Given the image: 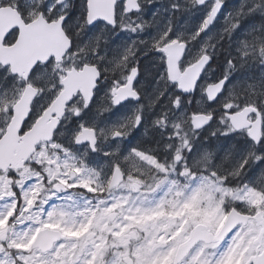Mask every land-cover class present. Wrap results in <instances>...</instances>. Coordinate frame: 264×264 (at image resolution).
Here are the masks:
<instances>
[{
	"label": "snow or ice",
	"instance_id": "6c2138e0",
	"mask_svg": "<svg viewBox=\"0 0 264 264\" xmlns=\"http://www.w3.org/2000/svg\"><path fill=\"white\" fill-rule=\"evenodd\" d=\"M224 3L0 0L57 41L0 58V128L19 105L21 133L50 124L23 167H0V264H264V67L232 82L264 66V0L226 13L210 45ZM193 10L195 28L178 25ZM22 37L12 26L0 49ZM225 140L217 161L208 144Z\"/></svg>",
	"mask_w": 264,
	"mask_h": 264
},
{
	"label": "flooded vegetation",
	"instance_id": "af4514ba",
	"mask_svg": "<svg viewBox=\"0 0 264 264\" xmlns=\"http://www.w3.org/2000/svg\"><path fill=\"white\" fill-rule=\"evenodd\" d=\"M108 0H99V5L104 8L105 11H109L110 9H108L106 7ZM242 4H247L248 6H250V0H225L224 6L221 10V14L217 17L216 23L213 25L212 28V32L213 33H217L218 31H220L223 27L221 26H227L230 24L231 22V18H229L228 20L225 19V14L228 12H231L233 14V16H235V13L237 11L238 8L241 7ZM190 6V5H189ZM202 16V13L197 12L195 10H193L191 13H185L183 14L179 21H177L178 25H183L185 27H187L189 30H193L196 26V24L198 23V18ZM148 18V17H146ZM168 19V13L163 11V9H161L160 12V16L159 19L157 21V23L159 25L164 24ZM260 18L257 16L253 19H246L244 21H242V29L247 28L250 24H252L254 21H258ZM20 25L21 27V31L22 34L24 32V25L22 23V21L20 20L19 16L17 15V13L15 12V10L13 8H9V7H0V38L3 37V34L12 26L14 25ZM153 29H149V31H152ZM36 39H33V42L28 44V48H32L33 50L36 49H41L42 46H45L46 48H49L50 45H42L40 40L42 37H49V35H41L40 33L34 34ZM237 34H234V38L236 37ZM54 39V38H51ZM217 39H219V36H214L212 40L208 41V43L211 44H216ZM228 44V40L225 36L224 40L222 41V44L217 45V52H218V57H214V61H219L222 63L224 56L226 55V46ZM57 46V42L55 44V47ZM176 47V53L175 55L179 54V46H175ZM235 47V45L233 46ZM25 52V45L24 43L20 46V48L17 50V52L13 49H0V58H8L10 57L12 54H23ZM261 67L264 66H253L250 70L246 69L244 72H246L247 70H249L250 73H256V72H260L261 71ZM242 72L237 71L236 73L233 74L232 76V82L235 83L237 80H241V74ZM219 74V69H217V73H215L214 75ZM253 82V80H252ZM151 90V85L150 83L146 84V91H150ZM17 111H19V114L21 116L24 115L25 111H26V105H19L17 107ZM16 116V115H15ZM15 116L12 118L11 122L7 125L6 128H0V131H2L4 134L3 136H0V141L5 140L6 139V146H5V150L9 151V152H14V153H18V150L24 149L27 143V139L26 137L31 133V131L39 126V131L40 132H46L47 135L49 136L50 132V124L47 121V119H41L39 122H37L30 130H25L23 133H21V127L23 125H20L19 129L17 130H10L11 124L15 118ZM19 125V122H18ZM17 125V126H18ZM139 138V133L138 132H133L132 135L129 137L128 139V144H135L137 139ZM43 141V140H42ZM41 141H39L37 144H40ZM36 144V145H37ZM209 146V150L211 151L212 149H217L216 152V160L218 161L220 156L224 155L225 152L229 149V142L228 141H222V143L220 145H217L214 141L210 142L208 144ZM36 148V146H35ZM35 154V150L34 152L31 154L33 155ZM30 155V156H31ZM46 155V150L43 149L41 152L36 156V158L38 160H43L44 156ZM100 160L102 162L103 158L100 157ZM87 162L89 164L94 163V158L92 156H90L87 160ZM24 163V161H23ZM23 167V164L16 167V168H21ZM76 199H79V197H77ZM257 203H260V198L257 197L256 200ZM188 212H190L192 215H197L199 214V210L195 207H191L189 209H187ZM205 220H208L210 217L205 215L203 217Z\"/></svg>",
	"mask_w": 264,
	"mask_h": 264
},
{
	"label": "water",
	"instance_id": "95a60500",
	"mask_svg": "<svg viewBox=\"0 0 264 264\" xmlns=\"http://www.w3.org/2000/svg\"><path fill=\"white\" fill-rule=\"evenodd\" d=\"M24 32L22 37V43L25 45V52H30L33 49L28 48V44L33 42V39L35 38L34 34L40 33L41 35H49L42 27H40L38 24H33L30 27L24 26ZM42 45H50L49 48H55L56 40L42 37L40 40ZM19 45L16 49H13L17 52V50L20 48ZM46 48L45 46H42L41 49ZM181 83L183 86H187L189 83H191V77L188 76V74H184L182 77H180ZM23 106V105H21ZM27 114V107L26 111L23 116L19 114V111L16 112V116L11 124L10 130H17L19 129L20 125L22 124L24 118ZM19 122V125H18ZM18 125V126H17ZM48 137L46 132H40L39 126L35 127L31 133L26 137L27 143L24 149L18 150V153L9 152L5 150L6 146V139L0 141V167L4 168L5 170L9 167H18L22 164L23 160L27 159L35 150L36 144L43 139H46Z\"/></svg>",
	"mask_w": 264,
	"mask_h": 264
},
{
	"label": "rangeland",
	"instance_id": "374dc122",
	"mask_svg": "<svg viewBox=\"0 0 264 264\" xmlns=\"http://www.w3.org/2000/svg\"><path fill=\"white\" fill-rule=\"evenodd\" d=\"M221 27H223L222 29H224V28H226L227 26H221ZM222 29H221V30H222ZM221 30H220V31H221ZM220 31L217 32V35H216V36H219L218 33H219ZM259 75H260V72H256V73L253 74V73H250L249 70H247L246 72H242V73H241V80H239V81H241V83H243V82H245L246 78H248V77H252V78L254 79V78H258ZM253 79H247V82H248V83H251ZM3 227H4V224H3L2 222H0V229H2Z\"/></svg>",
	"mask_w": 264,
	"mask_h": 264
},
{
	"label": "trees",
	"instance_id": "16d2710c",
	"mask_svg": "<svg viewBox=\"0 0 264 264\" xmlns=\"http://www.w3.org/2000/svg\"><path fill=\"white\" fill-rule=\"evenodd\" d=\"M240 76H241V74H240Z\"/></svg>",
	"mask_w": 264,
	"mask_h": 264
}]
</instances>
